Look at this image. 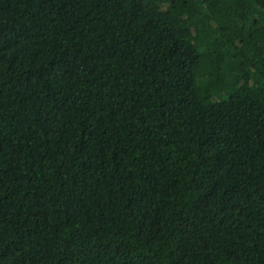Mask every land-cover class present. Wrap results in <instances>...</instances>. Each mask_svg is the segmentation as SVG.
I'll return each instance as SVG.
<instances>
[{"label":"trees","instance_id":"obj_1","mask_svg":"<svg viewBox=\"0 0 264 264\" xmlns=\"http://www.w3.org/2000/svg\"><path fill=\"white\" fill-rule=\"evenodd\" d=\"M0 264H264V0H0Z\"/></svg>","mask_w":264,"mask_h":264}]
</instances>
